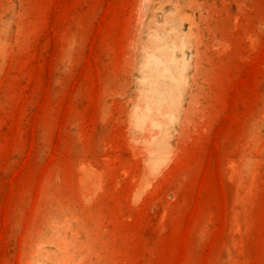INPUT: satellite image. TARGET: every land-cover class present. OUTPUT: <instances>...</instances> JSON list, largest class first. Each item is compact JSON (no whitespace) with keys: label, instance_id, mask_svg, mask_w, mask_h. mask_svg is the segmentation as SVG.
Returning <instances> with one entry per match:
<instances>
[{"label":"rangeland","instance_id":"rangeland-1","mask_svg":"<svg viewBox=\"0 0 264 264\" xmlns=\"http://www.w3.org/2000/svg\"><path fill=\"white\" fill-rule=\"evenodd\" d=\"M0 264H264V0H0Z\"/></svg>","mask_w":264,"mask_h":264},{"label":"bare ground","instance_id":"bare-ground-1","mask_svg":"<svg viewBox=\"0 0 264 264\" xmlns=\"http://www.w3.org/2000/svg\"><path fill=\"white\" fill-rule=\"evenodd\" d=\"M157 62H159V61H157ZM178 64H180V59L178 58V56H175L174 60L171 63V66L168 67V70H169L173 79H181L180 78L181 74L177 73V70H176L177 69L176 67Z\"/></svg>","mask_w":264,"mask_h":264}]
</instances>
